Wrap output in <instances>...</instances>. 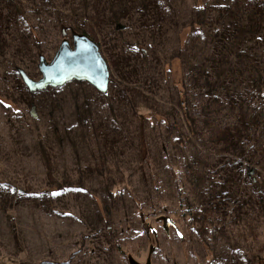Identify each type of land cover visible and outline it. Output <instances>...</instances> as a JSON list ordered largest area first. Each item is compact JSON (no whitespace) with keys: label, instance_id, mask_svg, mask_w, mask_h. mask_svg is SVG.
I'll return each instance as SVG.
<instances>
[{"label":"rangeland","instance_id":"1","mask_svg":"<svg viewBox=\"0 0 264 264\" xmlns=\"http://www.w3.org/2000/svg\"><path fill=\"white\" fill-rule=\"evenodd\" d=\"M117 1L102 31L83 24L110 67L102 96L84 81L30 92L19 71L39 80L40 56L72 44L82 0H0V264H264V88L225 190L181 107L208 41L190 29L197 0ZM255 43L264 68V32Z\"/></svg>","mask_w":264,"mask_h":264},{"label":"trees","instance_id":"2","mask_svg":"<svg viewBox=\"0 0 264 264\" xmlns=\"http://www.w3.org/2000/svg\"><path fill=\"white\" fill-rule=\"evenodd\" d=\"M82 2L88 16L77 22L74 33H85L83 24L86 23L102 31L106 26L107 6L115 8L119 1ZM196 7L197 14L190 29L207 33L208 41L197 54V62L191 59L186 63L188 78L180 90L181 107L192 136L204 135L209 139V149L203 151L210 162L223 171L220 183L226 190L225 186L238 185L235 183L237 180L231 177L236 163L242 159L238 155L241 139L247 129L255 131L257 115L253 105L255 98H261L258 93L262 94L264 88V68L255 43L264 32V0H213L209 4L197 0ZM182 50L187 54L190 52L187 48ZM99 92L106 96L109 88L106 92ZM139 104L141 106L140 100ZM225 105L237 113L227 118ZM185 156L186 166H189V158L187 154ZM254 156H250L251 162H259ZM178 171L181 205L185 211L183 216L193 218V204L187 194V187L196 185L193 169L180 166ZM236 175L239 178V173ZM55 189L45 192L52 195ZM262 192L259 190L258 194Z\"/></svg>","mask_w":264,"mask_h":264},{"label":"water","instance_id":"3","mask_svg":"<svg viewBox=\"0 0 264 264\" xmlns=\"http://www.w3.org/2000/svg\"><path fill=\"white\" fill-rule=\"evenodd\" d=\"M42 77L32 78L24 69L20 74L30 92L58 88L71 81H84L98 91L106 92L110 85L111 71L99 45L88 35L73 33L72 44L65 39L54 58L48 61L43 55L38 64ZM35 114V110H32Z\"/></svg>","mask_w":264,"mask_h":264}]
</instances>
